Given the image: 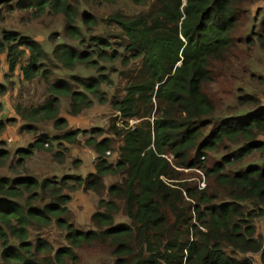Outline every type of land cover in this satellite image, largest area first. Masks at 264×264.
<instances>
[{
    "label": "trees",
    "instance_id": "trees-1",
    "mask_svg": "<svg viewBox=\"0 0 264 264\" xmlns=\"http://www.w3.org/2000/svg\"><path fill=\"white\" fill-rule=\"evenodd\" d=\"M120 1L0 0V9L67 19L65 37L50 38L48 46L0 28V68L5 56L10 73L46 85L42 102L16 106L23 129L35 133L38 124L52 121L62 132L37 134L16 151L19 164L36 150L53 151L63 163L61 141L77 143L87 130L68 128L62 105L80 114L95 102L107 103L108 89L125 80L123 94L111 99L123 123L110 127L120 144L113 148L110 137L98 139V129L86 139L97 154L94 172L59 178L25 169L0 177V264H85L79 251L97 244L111 248V264H255L254 254L264 264V237L255 224L264 217V162L233 167L264 152V107L248 90L238 96L240 114L216 119L205 90L214 82L213 64L231 52L244 0H132L141 7L135 12L118 7ZM104 6L115 9L107 16L95 11ZM254 34L263 45L264 34ZM8 90L0 83L1 95ZM15 121L0 118V137ZM56 141L63 147L51 149ZM224 144L235 150L207 166L208 152ZM112 150L115 162L107 156ZM11 157L0 148V165ZM185 169L201 171L206 187L188 180ZM109 177L117 181L108 185ZM81 188L100 196L94 227L87 230L71 219V192ZM121 209L129 221L117 220ZM47 230L60 241L45 237Z\"/></svg>",
    "mask_w": 264,
    "mask_h": 264
},
{
    "label": "rangeland",
    "instance_id": "rangeland-1",
    "mask_svg": "<svg viewBox=\"0 0 264 264\" xmlns=\"http://www.w3.org/2000/svg\"><path fill=\"white\" fill-rule=\"evenodd\" d=\"M16 2V1H15ZM15 4V3H13ZM118 7L127 12H135L141 7L132 0H121ZM112 7H101L95 9L100 15L107 16ZM240 21L236 32L234 33V45L229 56L220 62L213 64L214 82L207 84L205 90L213 100L216 106L215 118L220 119L223 116L229 117L238 115L241 112V104L238 100L239 95L246 96L248 90H253V95L257 96L259 103L264 107V44L258 41L254 33L264 34V0H244L239 6ZM66 16L64 14H54L52 12L36 18L30 11H22L2 7L0 9V28L19 31L26 35L36 38L46 43L51 41L50 38L56 37L55 42L61 41L65 37ZM55 34V35H53ZM253 37L251 42H247L249 37ZM0 68V83L7 85L9 90L6 94H0V118L9 119L17 118L15 122H9L6 131L0 137V148H6L11 151L12 157L4 165H0V177H15L25 169L37 176H58L61 178L67 173L81 174L86 177L90 169L95 166L96 152L92 145L86 142V139L93 135L91 131L98 129L102 135L95 134L98 139L110 137L114 140L113 148H117L120 139L115 137L110 130L112 124L117 123L121 126L122 119L111 104V99L116 94H123L125 80L119 79L116 85L108 90V102L105 104L95 102L90 108L85 109L82 113L72 115L69 113V103L65 102L61 107V116L69 121L71 129L87 130V133L81 134L77 143H69L62 140L63 146L66 147L64 162L61 163L53 157V151L36 150L33 156L27 159L23 165L18 163L19 155L16 151L20 147H28L31 142L37 138V134L45 133L49 136L61 134L56 130L52 121H44L36 126V132H28L23 129L24 121L17 115L16 106L21 103L30 107L31 104L42 102L47 96L46 85L44 81H35L27 83L23 81L22 74L19 71L10 73L5 63V56H2ZM16 114V116H15ZM231 114V115H230ZM133 121L130 125L136 124ZM259 140L264 143V134L259 136ZM1 141L3 142L1 145ZM51 149L57 150L63 146L54 142ZM50 148L51 145H46ZM235 147L224 144L217 152H208L206 156L207 166L213 165L217 161H222L223 156L231 154ZM109 160L115 162L118 155L114 150L107 153ZM235 162L234 159H232ZM264 152L261 149L248 156L240 162L233 164L234 168H247L250 164H263ZM183 170V169H182ZM185 177L188 180L199 181L203 173L195 169H185ZM117 181L115 177L106 179L107 184ZM209 179H207V182ZM73 199L71 201L72 215L71 219L81 229H90L94 227L92 214L98 207L100 196L87 189H78L71 192ZM104 197L108 198L107 194ZM118 221H129L123 214V209L117 216ZM257 233L264 237V217L256 219ZM44 236L54 241H60L56 231H43ZM80 256L85 264H111V248L108 245H93L82 248ZM255 264H262L259 254L251 255ZM241 257V256H240Z\"/></svg>",
    "mask_w": 264,
    "mask_h": 264
},
{
    "label": "built area",
    "instance_id": "built-area-1",
    "mask_svg": "<svg viewBox=\"0 0 264 264\" xmlns=\"http://www.w3.org/2000/svg\"><path fill=\"white\" fill-rule=\"evenodd\" d=\"M131 123H133V120H131ZM110 153V151H108V154ZM207 183H206V177L205 175L202 176V178L199 179L198 181V186L200 189H204L206 187Z\"/></svg>",
    "mask_w": 264,
    "mask_h": 264
},
{
    "label": "crops",
    "instance_id": "crops-1",
    "mask_svg": "<svg viewBox=\"0 0 264 264\" xmlns=\"http://www.w3.org/2000/svg\"><path fill=\"white\" fill-rule=\"evenodd\" d=\"M7 68H8V66H7ZM15 116H16V114H15ZM95 171V166H93L91 169H90V173L91 172H94Z\"/></svg>",
    "mask_w": 264,
    "mask_h": 264
},
{
    "label": "clouds",
    "instance_id": "clouds-1",
    "mask_svg": "<svg viewBox=\"0 0 264 264\" xmlns=\"http://www.w3.org/2000/svg\"><path fill=\"white\" fill-rule=\"evenodd\" d=\"M204 175V174H203ZM206 177V176H205Z\"/></svg>",
    "mask_w": 264,
    "mask_h": 264
}]
</instances>
